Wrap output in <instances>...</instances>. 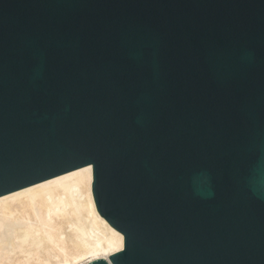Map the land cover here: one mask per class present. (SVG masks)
<instances>
[{"label": "water", "instance_id": "95a60500", "mask_svg": "<svg viewBox=\"0 0 264 264\" xmlns=\"http://www.w3.org/2000/svg\"><path fill=\"white\" fill-rule=\"evenodd\" d=\"M87 165V264H264V0H0V196Z\"/></svg>", "mask_w": 264, "mask_h": 264}, {"label": "bare ground", "instance_id": "6f19581e", "mask_svg": "<svg viewBox=\"0 0 264 264\" xmlns=\"http://www.w3.org/2000/svg\"><path fill=\"white\" fill-rule=\"evenodd\" d=\"M92 185L87 165L0 196V264H87L122 250Z\"/></svg>", "mask_w": 264, "mask_h": 264}]
</instances>
